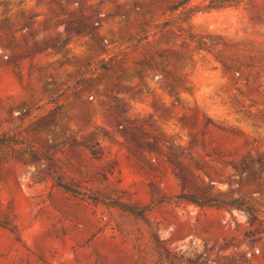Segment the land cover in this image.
Masks as SVG:
<instances>
[{
  "label": "rangeland",
  "instance_id": "374dc122",
  "mask_svg": "<svg viewBox=\"0 0 264 264\" xmlns=\"http://www.w3.org/2000/svg\"><path fill=\"white\" fill-rule=\"evenodd\" d=\"M5 137L0 264H264V0H0Z\"/></svg>",
  "mask_w": 264,
  "mask_h": 264
},
{
  "label": "trees",
  "instance_id": "16d2710c",
  "mask_svg": "<svg viewBox=\"0 0 264 264\" xmlns=\"http://www.w3.org/2000/svg\"><path fill=\"white\" fill-rule=\"evenodd\" d=\"M219 5H217V3H213V1H211L210 6L211 8L213 7H217ZM175 8V6L169 8V10H173ZM79 13V19H74L73 15L71 13H65L67 15V18L62 22L64 24V32L66 33L67 36H71L72 34H78L80 36H86L89 38V40L93 43H97L96 38H95V28H96V22L97 21H93V18L95 16H97V14L94 15H89V14H85L82 12V10H78ZM68 19V20H67ZM73 20V21H72ZM72 21V22H70ZM167 23H163L162 25H160V28H163ZM157 27V25H155ZM140 32L144 33L145 36L144 37H140L138 39L142 40L148 37L147 34V24H144L140 27ZM201 44L202 42L199 41L197 43V48H201ZM159 56H163L161 53L159 54ZM111 61L112 58H109L106 62H103V64L101 65V68L103 70H108L111 66ZM230 68V66H229ZM9 138L5 137L0 139V143H5L8 141ZM64 187L69 189L68 184H62ZM130 210H132L131 208H129ZM135 213L140 214L141 212H139L138 210H132Z\"/></svg>",
  "mask_w": 264,
  "mask_h": 264
}]
</instances>
